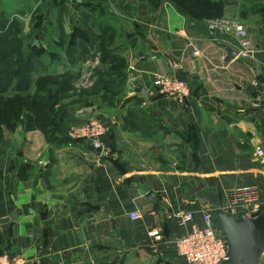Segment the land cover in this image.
I'll use <instances>...</instances> for the list:
<instances>
[{
	"label": "crops",
	"instance_id": "0c3cea01",
	"mask_svg": "<svg viewBox=\"0 0 264 264\" xmlns=\"http://www.w3.org/2000/svg\"><path fill=\"white\" fill-rule=\"evenodd\" d=\"M49 1H65L71 14L62 8L58 30L37 32L44 69L14 93L49 101L50 126L8 129L0 150V253L31 264H188L175 246L188 227L175 213L191 212L202 226V214L243 185L256 186L264 204V157L255 154L257 146L264 150V0H223L235 6L232 20L252 51L230 61L221 44L236 50L234 32L211 33L206 20L182 16L166 0H109L111 9L107 0H93V9ZM68 26L89 36L95 30L92 39L102 35L120 58L100 64L102 82L90 81L81 97L36 85L57 75L59 61L73 68L90 61L76 62L75 47L68 54L61 39ZM155 74L187 84L184 104L157 92ZM91 120L109 128L99 155L68 136ZM136 182L157 201L141 196Z\"/></svg>",
	"mask_w": 264,
	"mask_h": 264
},
{
	"label": "built area",
	"instance_id": "2783aa9c",
	"mask_svg": "<svg viewBox=\"0 0 264 264\" xmlns=\"http://www.w3.org/2000/svg\"><path fill=\"white\" fill-rule=\"evenodd\" d=\"M106 3L111 9L112 3L109 0ZM205 23L211 33L223 35L230 31L234 32L238 39V46L236 47L237 58L248 59L251 56L252 51L249 42L245 40L244 28L242 25L235 23L231 17L224 15L220 18L208 19ZM97 60L95 62H98ZM127 69L133 70V67L128 66ZM128 79L129 81H133L134 77L131 75L128 76ZM152 86L160 95L171 97L179 104H184L189 94V89L185 82L161 74L153 76ZM108 130L109 128L102 123L91 120L81 126L71 128L68 136L72 140H83L86 144L99 148V138L106 134ZM255 154L258 158H263V148L257 146ZM261 206L258 189L254 185L234 187L226 192L223 200L225 212L237 214L236 212L240 211L251 218L260 214ZM174 217L179 221L181 226L188 227L187 231L175 241L177 253L188 264H220L227 259V240L214 227L215 216L213 209L207 210L202 214V226L194 223L193 214L188 211H179L174 214ZM129 218L136 220L138 216L133 212L129 214ZM155 239L161 240V236L155 235ZM0 264L31 263L21 255L0 253Z\"/></svg>",
	"mask_w": 264,
	"mask_h": 264
},
{
	"label": "rangeland",
	"instance_id": "374dc122",
	"mask_svg": "<svg viewBox=\"0 0 264 264\" xmlns=\"http://www.w3.org/2000/svg\"><path fill=\"white\" fill-rule=\"evenodd\" d=\"M82 1H85V3L82 4L84 9L86 7L89 9L95 8V2L93 0ZM151 1L157 3L160 0ZM47 2L48 4H41L40 0H0V42L3 41V46L0 45V55H3L4 59V62L0 65V70L3 72L2 74V72L0 71V106L3 108L5 107L7 113L8 98L12 97L13 95L22 98L24 103L31 102V99L35 100L37 96L34 95L33 97H31L30 95H27L26 97H24L23 94L14 93L15 86H21L22 88H24L28 81L29 83L33 81L32 76L26 77L23 75H19L8 87V82L5 81V72L18 70V63L26 57L27 53L32 47V42L34 40L37 41L36 34L38 31L49 26V30L51 32L54 26V28L58 30V27H60L59 21H61L59 14L62 8H65L63 9V11H65L67 19L71 14V10L69 8L70 6L67 7L64 3L65 1H62L61 3H57V1L56 3H51L49 0H47ZM50 31L46 32L48 33L47 35H50ZM62 31L61 39L63 40L64 46L68 45L66 43H69L71 36L73 37V39H76L75 41H77L78 37L84 38L83 34H85V36L86 34L89 35V30H86L82 27H79L78 31L75 32V34L74 32H72L73 30L70 31L69 26L67 27L66 31H64L63 29ZM90 31L94 34L97 33L93 29H91ZM9 41H14L16 42V44L12 47L4 46ZM98 49L99 46L96 45L95 49L89 56L90 61L84 64H78L75 68L67 66L66 60L58 62L59 65H61L57 67V69L55 70L56 72H53L55 74L57 73V75H52L50 77L55 78L58 83L62 84L65 80L69 81L68 85H62L63 92H59L58 94L60 97H62V95L64 94L68 95V91L73 92L74 94H77L79 97H81L87 90L86 87L88 86L89 82H96V78L92 80V77H94V71L96 69H101L100 64L98 62H95V60L98 59L100 53L98 52L100 49ZM40 53L42 55V52ZM40 53L36 52V54ZM43 56L46 55L44 54ZM38 79L40 80H36L37 85L50 84L48 83V80L45 76ZM27 112L28 111L25 110V107L24 109H22V111L20 110V112H18L19 118L14 122L12 127L19 126L21 123H24L23 116L25 117ZM2 134L3 135L0 143V150L2 149V146L7 143V140L5 141V137L8 136V121H5L2 125Z\"/></svg>",
	"mask_w": 264,
	"mask_h": 264
},
{
	"label": "trees",
	"instance_id": "16d2710c",
	"mask_svg": "<svg viewBox=\"0 0 264 264\" xmlns=\"http://www.w3.org/2000/svg\"><path fill=\"white\" fill-rule=\"evenodd\" d=\"M151 1V0H149ZM167 3L172 5L175 10L182 16L195 19V20H208L212 18H220L224 16V9L227 6V3H225L223 0H166ZM83 4V3H82ZM80 4V5H82ZM79 28H74L72 32H77ZM83 37H78V40L73 39L71 36L70 41L68 43V54L70 53L71 49L74 47L78 50L77 57L75 58L76 62L83 63L86 60L89 59L90 54L95 49L94 43L96 42L99 46V57H98V63L99 64H113L120 60L119 57L111 54L109 51H107L104 47V38L102 35H96L92 39V33H90V36L86 34H83ZM86 37V38H85ZM16 44L14 41H9L4 46L12 47ZM0 45L3 46V41L0 42ZM38 52L35 47H31L30 51L27 53L26 57L21 60L18 63V70L17 71H8L5 72V81L8 82V87L13 83L15 78L19 75H23L26 77L31 76L32 74H38L39 72H42L44 69V66L40 60V54H36ZM4 62L3 55H0V65ZM1 71V70H0ZM2 72V71H1ZM0 72V73H1ZM96 78V83L99 84V82H102L101 80V71L96 69L94 71ZM3 74V72H2ZM1 75V74H0ZM126 76V75H125ZM48 80V83L50 85H56V93L59 94V92L62 93L63 84H69L68 80L63 81L62 83H58L55 78L52 77H46ZM40 80V79H38ZM37 82V81H36ZM28 83L25 85L27 86ZM37 85V84H36ZM44 85H37L38 87L45 86ZM66 86V85H65ZM21 86H17V89H20ZM66 88V87H65ZM34 100V99H33ZM29 103H24L23 99L13 95L12 97L8 98V113L5 110V107L0 106V143L2 140V125L5 121H8V129L12 127L14 122L18 120V112L22 109L27 110L28 112L34 113V117L29 116L28 114L23 116V122L21 123L25 128L24 129H32V127H38L43 132H46L47 127L50 126V120H49V112L51 111L50 108V102L47 101V103L38 105L37 101H33ZM41 103V102H39ZM125 128V125H124ZM1 178V174H0Z\"/></svg>",
	"mask_w": 264,
	"mask_h": 264
},
{
	"label": "water",
	"instance_id": "95a60500",
	"mask_svg": "<svg viewBox=\"0 0 264 264\" xmlns=\"http://www.w3.org/2000/svg\"><path fill=\"white\" fill-rule=\"evenodd\" d=\"M76 6L82 3V0H71ZM236 2L239 0H235ZM234 5L227 6L224 9V15L234 16ZM135 41V39H132ZM32 47H37L38 42L34 40ZM226 57L225 61H230L237 56V51L230 46L221 44ZM137 93H143L144 90L138 86L135 89ZM87 149L92 153L99 155L101 149L87 145ZM141 196L146 197L151 202H156L157 197L150 189L140 183H134ZM224 197L217 199L212 204L213 214L215 216L214 227L221 232L227 240V259L220 264H259L261 255L264 252V204L261 206V212L254 218L248 217L244 212L237 216H232L223 209ZM42 219L46 218L45 213H41Z\"/></svg>",
	"mask_w": 264,
	"mask_h": 264
}]
</instances>
